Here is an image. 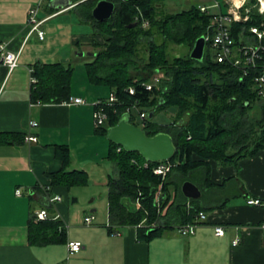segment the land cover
Returning <instances> with one entry per match:
<instances>
[{
	"label": "crops",
	"instance_id": "obj_1",
	"mask_svg": "<svg viewBox=\"0 0 264 264\" xmlns=\"http://www.w3.org/2000/svg\"><path fill=\"white\" fill-rule=\"evenodd\" d=\"M213 1L193 2L207 6ZM78 3L0 0V45L18 53L13 71L0 66V264H264V150L235 164L207 161V172H194L193 184L201 193L195 201L207 213L208 222L197 226L192 235L183 236L176 228L143 243L137 240L135 227L110 224L108 181L116 172L107 158L110 142L95 128L92 116L93 104L106 101L111 92L88 81L86 61L72 65V57L90 59L92 52L87 48L92 40L101 39L93 37L91 30L84 35L74 32L73 21L65 18ZM170 3L181 8L191 2ZM31 9H37L43 40L28 24ZM226 9L224 5L219 11ZM56 62L72 67L70 97L81 98L85 104L31 102L30 69ZM32 122L35 127L30 126ZM25 135L37 141L27 143ZM58 145L69 149L64 166L55 157ZM60 170L82 172L86 181L70 188L51 186L48 174ZM206 175L212 183L208 189ZM173 177L168 181L180 178ZM16 190L21 195L16 196ZM54 196L61 201L50 204L48 198ZM247 199H258L261 205L248 206ZM42 209L64 225L62 242H29L28 223ZM89 215L94 222L86 225ZM216 227L223 228V236L215 235ZM69 242L80 243V251L68 255Z\"/></svg>",
	"mask_w": 264,
	"mask_h": 264
},
{
	"label": "trees",
	"instance_id": "obj_2",
	"mask_svg": "<svg viewBox=\"0 0 264 264\" xmlns=\"http://www.w3.org/2000/svg\"><path fill=\"white\" fill-rule=\"evenodd\" d=\"M98 1L74 0L80 3L72 8L79 23L88 26L93 37L102 39V44L96 40L90 43L98 51L84 62L88 81L107 87L116 98L111 106H104L107 119L97 128L98 132L106 135L107 129L115 126L128 108L136 107L141 112L151 108V118L146 115L137 125L130 114V123L148 137L166 133L176 146L175 156L166 161L174 166L162 181L153 169L166 162H147L138 153L118 151L120 147L110 142L107 158L116 172L108 181L110 224L135 227L137 240L148 243L168 230L193 223L202 212L199 202L182 197L180 188L185 181L193 183L197 170L207 172V161L235 164L264 150V99L257 94L254 84L264 58L263 62L257 61L256 67L247 69L218 63L206 43L202 59H191L196 40L205 34L211 20V15L200 12L194 2L174 14L164 15L158 12L157 6L172 0H106L114 5L113 15L107 21L96 22L91 10ZM255 4L256 0H247L240 9L241 15ZM143 20L148 27H142ZM261 23H264V15L256 8L250 9L246 22L233 23L230 31L235 45L245 44L249 28L260 27ZM171 45L186 47L188 54L171 55L168 50ZM142 48L146 58H140ZM64 66L56 62L38 65L32 70L31 77L35 81L30 91L32 103L68 101L72 67L67 64L66 70ZM158 74L162 75L159 82L151 83ZM149 82L150 90L145 87ZM169 108L176 109L170 124L152 122L157 112ZM183 116L187 117L185 122ZM55 157L66 165L68 147L56 146ZM176 174L180 176L177 180ZM171 176L176 181H168ZM48 177L51 186L67 188L86 181L82 172L64 170ZM205 182L207 189L212 186L208 175ZM171 187L175 191L174 199ZM136 200L140 203L139 209L133 207ZM34 217L27 227L30 243L46 245L64 240L66 230L62 222L50 218L35 221Z\"/></svg>",
	"mask_w": 264,
	"mask_h": 264
},
{
	"label": "built area",
	"instance_id": "obj_3",
	"mask_svg": "<svg viewBox=\"0 0 264 264\" xmlns=\"http://www.w3.org/2000/svg\"><path fill=\"white\" fill-rule=\"evenodd\" d=\"M185 2H193L194 0H184ZM247 0H221L213 1L210 5H197V8L200 12L211 15V20L209 25L206 28L205 34L202 36L204 43H208L211 49L214 52V60L218 63H226L235 67L242 68H254L257 66V61L263 62L264 45L262 41L264 40V23L260 24V27L251 26L248 30L250 35L246 37L245 44L236 46L233 38L231 37V25L235 22H246L248 20V13L251 8H256L257 12L260 15H264V0H256V4L252 7L245 9V15L242 16L240 9L244 7ZM226 6L227 9L225 12L219 11L222 6ZM217 10L215 13H212L211 10ZM138 19H136L137 21ZM28 24L31 26V31H35L38 38L43 40V32H41L38 27L40 22L37 21V9H31L28 12ZM142 27H148L146 21H142ZM262 27V28H261ZM0 66H3L10 73L18 66V53L9 51L6 47L0 45ZM30 73L32 70L30 69ZM159 77L155 76L152 79L153 84L159 82ZM34 79L31 77V83H34ZM151 83L146 84V88L150 90ZM255 89L257 94L264 99V62L260 65L258 73L254 78ZM129 93L133 94V90L129 89ZM116 101L115 96L111 93L105 102H96L94 103V112H93V123L95 128L103 126L106 122L107 115L104 111V106H111L113 102ZM72 105H83L85 101L81 98H72L70 97L66 102ZM132 109H137L132 107L127 109L124 114H131ZM140 121L144 120L146 113L139 111ZM30 126L35 127L36 123H31ZM24 141L27 143L36 142L37 138L31 135H25ZM121 148L118 149V151ZM173 164L169 162L160 163L154 169L153 173L161 177V180H165L167 174L170 172ZM147 168V165H144ZM15 195H21L20 190L15 191ZM61 201L59 196H54L48 198L50 204L58 203ZM246 204L248 206H260L261 201L258 199H247ZM135 209L140 208V203L136 200L133 203ZM35 221H44L49 219L46 209H42L34 215ZM94 222V217L92 215L87 216L84 219L86 225H91ZM208 215L204 212H199L193 223L183 225L178 228V232L183 235H192L195 232L197 226L207 223ZM262 229V245L264 246V224L261 227ZM215 235L218 237L223 236L224 230L222 227H216L214 229ZM233 246L237 245V241L232 243ZM81 249V244L78 242H69L67 244L68 255L75 254Z\"/></svg>",
	"mask_w": 264,
	"mask_h": 264
},
{
	"label": "water",
	"instance_id": "obj_4",
	"mask_svg": "<svg viewBox=\"0 0 264 264\" xmlns=\"http://www.w3.org/2000/svg\"><path fill=\"white\" fill-rule=\"evenodd\" d=\"M113 12L114 5L112 3L100 0L91 10V16L96 22H104L111 18ZM204 47V39L198 38L190 53V58L201 60ZM148 117L151 118L152 113ZM106 138L125 152L138 153L147 162H166L171 160L176 153V146L170 135L159 133L148 137L140 128L130 123L128 114H124L115 126L107 129ZM180 190L187 200H197L201 196L199 189L190 181H185Z\"/></svg>",
	"mask_w": 264,
	"mask_h": 264
},
{
	"label": "rangeland",
	"instance_id": "obj_5",
	"mask_svg": "<svg viewBox=\"0 0 264 264\" xmlns=\"http://www.w3.org/2000/svg\"><path fill=\"white\" fill-rule=\"evenodd\" d=\"M215 1L220 2L221 0H215ZM191 3H193V2H191ZM191 3H183L181 5V8H179V6H176L175 4L170 3V1H167V2H164L163 4L158 5L157 9H158V12H160V13L162 12L164 15L171 14V13L174 14V13H176V12L182 10V9H185ZM65 18H67V20H70L71 22L73 21L72 24H73V28L75 29L74 32H76V33L78 32L79 34H82V35L90 33V28L88 26H85V25L77 23V21H78L77 17H76V15H74L73 12L67 14L65 16ZM72 34H73V32H72ZM96 41L99 44H102V39H97ZM87 50H90L92 53H95L96 51H98V50L93 49L92 47L87 48ZM168 50L170 51L171 55H176V56L177 55L178 56L179 55H181V56L183 55L184 56V55L188 54V49L186 47H184V46L178 47V46H175V45H171V46H169ZM139 55H140V58H146V52H145L144 48H142L140 50ZM72 59H73L72 65H74V66H76L78 64L81 65V64H83V61H88L89 60L88 58H85V59L81 60V58H76V57H72ZM138 61L140 62L141 60L139 59ZM141 66H142V64H140V69H141ZM133 74L135 75L136 73L133 72ZM157 76L159 77L158 79L162 78L161 74H158ZM139 110L140 109H132L131 110V115H132L133 121L137 125H140V123H141L139 115H138L139 114ZM142 111H144L146 113L147 117H148V115L153 112V109L144 108V109H142ZM175 112H176L175 108H169L165 112H157L155 114V116L152 118V122L156 123L158 125L170 124L174 120ZM251 114L254 115L253 112ZM186 118H187L186 116H183V121L184 122H185Z\"/></svg>",
	"mask_w": 264,
	"mask_h": 264
}]
</instances>
